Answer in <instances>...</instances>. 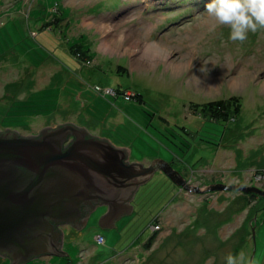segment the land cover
Returning <instances> with one entry per match:
<instances>
[{"label": "rangeland", "instance_id": "rangeland-1", "mask_svg": "<svg viewBox=\"0 0 264 264\" xmlns=\"http://www.w3.org/2000/svg\"><path fill=\"white\" fill-rule=\"evenodd\" d=\"M55 1L0 0V128L32 134L74 122L127 147L130 161L180 151V170L200 188L264 189V29L233 42L205 0ZM232 95L238 116H209L207 102ZM250 193L188 191L155 172L113 227L99 223V205L82 227L62 225L66 257L22 264H226L229 255L264 264V197Z\"/></svg>", "mask_w": 264, "mask_h": 264}, {"label": "water", "instance_id": "water-1", "mask_svg": "<svg viewBox=\"0 0 264 264\" xmlns=\"http://www.w3.org/2000/svg\"><path fill=\"white\" fill-rule=\"evenodd\" d=\"M158 170L188 191L237 189L264 197V189L242 182L200 188L162 158L147 165L130 161L127 147L74 122L32 134L0 128V255L9 257V264L66 255L57 224L80 228L97 206L105 205L99 223L115 225L131 211L135 191ZM83 206L91 207L84 220Z\"/></svg>", "mask_w": 264, "mask_h": 264}, {"label": "clouds", "instance_id": "clouds-1", "mask_svg": "<svg viewBox=\"0 0 264 264\" xmlns=\"http://www.w3.org/2000/svg\"><path fill=\"white\" fill-rule=\"evenodd\" d=\"M204 11L216 24L228 26L233 42L243 43L250 32L264 29V0H205ZM226 264H238V260L229 255Z\"/></svg>", "mask_w": 264, "mask_h": 264}, {"label": "trees", "instance_id": "trees-1", "mask_svg": "<svg viewBox=\"0 0 264 264\" xmlns=\"http://www.w3.org/2000/svg\"><path fill=\"white\" fill-rule=\"evenodd\" d=\"M55 2L58 4V0H56ZM49 23L44 22V25L45 24L49 25ZM50 27H54V26H50ZM80 45H82V44L76 43V42L71 45L74 54H79V52L81 53V55L85 54V51H82V47ZM86 50L88 52L89 48H87ZM241 105H242L241 99L235 95H232L228 98H223V99L220 98L217 100H211V101L206 103V107L208 108L207 112H208L209 116H211V115H223V118H222V116L220 117L223 120L224 119L227 120L228 116L230 114H234L233 117L238 116L240 114V111H241ZM250 194L253 195L254 193L252 192ZM83 209H86V208L83 207ZM90 209H91V207L90 208L87 207V209L84 210V212L86 213V212L90 211ZM155 237H156V232H153V234H150L149 237L143 242V246H145L146 248H150L153 241L155 240ZM64 256L66 257V255H64Z\"/></svg>", "mask_w": 264, "mask_h": 264}, {"label": "crops", "instance_id": "crops-1", "mask_svg": "<svg viewBox=\"0 0 264 264\" xmlns=\"http://www.w3.org/2000/svg\"><path fill=\"white\" fill-rule=\"evenodd\" d=\"M129 150V149H128ZM170 152H171V154H172V156H171V158L170 159H165L166 161H168L175 169H177L179 172L181 171L180 169H181V165H179V163H178V157H180L181 158V153H180V151H178V150H173L172 148H171V150H170ZM162 159H164V158H162ZM186 159V158H185ZM252 169H257V166H255V168H252ZM218 170H222V169H218ZM157 172H163L162 170H158ZM182 172V171H181ZM188 172V171H187ZM238 172V171H237ZM164 173V172H163ZM182 174H184L183 176L187 179V180H190L189 179V177H188V175H187V173H184V172H182ZM155 175V174H154ZM222 175V177L220 178V179H223L224 178V175H223V173L221 174ZM231 175H233V174H231ZM256 176V175H255ZM169 177V176H168ZM232 177H236V178H240V175H233ZM170 178V177H169ZM218 178V177H217ZM216 178V179H217ZM171 179V178H170ZM241 179V178H240ZM240 179H238V180H240ZM172 180V179H171ZM173 182V181H172ZM230 182H232V181H230ZM174 183V182H173ZM175 184V183H174ZM176 185V184H175ZM223 190V189H222ZM183 201V200H182ZM132 202V201H131ZM176 204H177V202H175ZM186 203V202H185ZM184 203V204H185ZM105 206V205H104ZM177 206V205H176ZM132 209H133V207H132ZM132 209H131V211H132ZM107 210H108V208H107ZM164 210V209H163ZM131 211H129V212H126V213H123L121 216H123V215H126V214H130L131 213ZM158 216V215H157ZM119 218H117V220H118ZM116 220V221H117ZM115 221V222H116ZM114 225H105V227L106 228H111V227H113ZM104 227V226H103Z\"/></svg>", "mask_w": 264, "mask_h": 264}, {"label": "bare ground", "instance_id": "bare-ground-1", "mask_svg": "<svg viewBox=\"0 0 264 264\" xmlns=\"http://www.w3.org/2000/svg\"><path fill=\"white\" fill-rule=\"evenodd\" d=\"M105 46L108 47L107 44H105ZM151 55H154V53L151 52ZM83 118L86 119L88 125H90V124L91 125H96L97 124V120L91 118L90 116L85 115V117H83Z\"/></svg>", "mask_w": 264, "mask_h": 264}, {"label": "flooded vegetation", "instance_id": "flooded-vegetation-1", "mask_svg": "<svg viewBox=\"0 0 264 264\" xmlns=\"http://www.w3.org/2000/svg\"><path fill=\"white\" fill-rule=\"evenodd\" d=\"M257 181V180H256ZM257 182H259V181H257ZM256 185H257V183H256ZM84 208H86L87 209V207L88 206H83ZM86 209H84V210H86ZM89 212V211H88ZM88 212H86L85 214H84V217H83V220L85 219V217H86V214L88 213ZM81 223L79 222V223H77V226H79ZM62 225H65V224H63V223H59V224H57V226L61 229L62 228ZM67 225H69V226H71L72 228H74V229H77V227L75 226H72V225H70V224H67ZM2 256V255H1Z\"/></svg>", "mask_w": 264, "mask_h": 264}, {"label": "built area", "instance_id": "built-area-1", "mask_svg": "<svg viewBox=\"0 0 264 264\" xmlns=\"http://www.w3.org/2000/svg\"><path fill=\"white\" fill-rule=\"evenodd\" d=\"M127 97V96H126ZM258 176V175H257ZM263 176V175H262ZM262 176H259L261 179H263L262 178ZM260 181H262V180H260ZM96 239H97V241L99 242V243H101V242H104V237L102 236V235H98L97 237H96Z\"/></svg>", "mask_w": 264, "mask_h": 264}]
</instances>
